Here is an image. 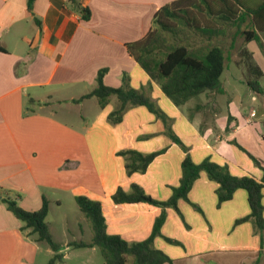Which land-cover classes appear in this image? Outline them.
<instances>
[{"label": "crops", "instance_id": "crops-1", "mask_svg": "<svg viewBox=\"0 0 264 264\" xmlns=\"http://www.w3.org/2000/svg\"><path fill=\"white\" fill-rule=\"evenodd\" d=\"M171 1L32 0L29 8L28 0H0V264H35L42 250L50 258L54 254L46 243L36 240L30 229L21 231V221L2 200L5 196L17 199L18 205L29 211L39 209L45 197L46 219L51 201L61 205L62 194L74 201L78 195L97 200L107 232L131 242L149 236L161 208L145 202L116 204L112 194L118 187L129 191L135 183L153 198L167 200L171 188L179 184L185 152L145 106L129 108L121 122L110 124L107 114L117 105L116 97L111 96L103 108L94 96L73 102L96 87L100 69L106 70L102 82L110 87H119L124 74L133 88L150 85L152 98L170 117L172 130L186 143L192 161L208 158L227 165L233 175L261 179L262 170L232 143L236 141L264 166V53L255 41L243 46L253 66L245 64L248 56L244 53L240 64L233 61L249 77L245 78L243 72V78L232 77L225 82L223 70V93L204 92L193 97V105L188 104L193 98L180 106L173 104L128 53L126 44L145 36L155 12ZM78 6L89 9V19L82 18ZM259 37L264 44V33ZM249 81H255L261 92H255ZM256 96L259 106L248 102ZM93 100L98 109L90 119H85L87 111L71 115L68 110L69 104L84 106ZM56 109L80 126L57 116ZM123 149L164 152L144 173L128 175L123 157L117 154ZM162 165L171 167V178L152 174ZM217 186L201 172L188 198L204 205V200L191 197L193 192H202L209 202L208 211L212 207L226 211L224 222L218 224L213 218L207 223L194 221L197 231L190 235L193 246L182 255L172 256L173 264H252L257 258L264 264V241L260 247L250 221L243 226H249L251 241H242L240 235L220 240V232L248 215L250 208L247 193L241 188L217 206ZM56 193L61 194L57 197ZM262 193L264 205V188ZM184 201H177L181 211ZM165 212L161 235L153 243L160 236L194 229L187 223L185 228L183 215L174 208L167 207ZM63 258L64 253L56 262Z\"/></svg>", "mask_w": 264, "mask_h": 264}, {"label": "trees", "instance_id": "trees-1", "mask_svg": "<svg viewBox=\"0 0 264 264\" xmlns=\"http://www.w3.org/2000/svg\"><path fill=\"white\" fill-rule=\"evenodd\" d=\"M28 2L30 8L32 0ZM78 7L82 18L89 19V9ZM226 25L235 27L234 35L243 36L245 42L255 41L259 47L263 48L259 33H264V0H173L155 12L152 26L145 36L127 43L126 47L128 53L151 80L159 85L173 104L180 106L207 91L223 93L220 77L225 68L226 56L222 47L213 44L212 40L226 33ZM192 31L200 34L205 44L193 45L175 40L179 33L187 35ZM167 36H171L172 41H169ZM105 71V69H100L97 72V85L94 89L79 99H74L73 102L94 96L103 108L111 96L116 97L117 105L107 114V121L110 124L121 122L129 108L138 105L145 106L161 120L165 133L170 139L184 150L181 177L179 184L171 188L172 194L167 200L153 198L135 183L131 184L129 191L118 187L112 194V200L116 204L145 202L161 208V213L155 218L149 236L141 241L129 242L118 234H109L106 230L101 203L83 195L76 196L75 200L80 211L90 223L92 236L90 241L72 240L67 243V246L72 248L97 247L106 264H128L129 256H132L133 264H173L168 255L153 246V240L161 235L160 228L165 220V209L171 207L180 213L177 201L183 199L189 202L188 192L200 172L204 171L210 180L218 184L215 190L217 206L230 200L237 189L241 188L246 191L250 212L235 222L250 221L254 233L259 236L260 247H262L264 241V205L262 202L264 166L260 161L236 141H232L245 151L253 163L262 170L260 180L248 175H233L227 165H220L208 158L199 163L193 162L187 147L173 132L170 117L152 98L151 86L133 88L124 74L119 87H110L102 82ZM254 84H256L255 81H249L253 90L260 93V89ZM162 152L164 149L149 153L135 149H123L117 154L123 157L126 173L131 175L135 172L144 173L151 161ZM2 200L13 215L21 221V231L30 229V233L36 234L37 241L46 243L54 252L47 264L61 261L62 245L53 239L46 223L48 213L46 198L43 197L41 207L33 211L23 209L15 198L5 196ZM165 239L170 242L174 241L168 237ZM259 261L260 259L257 258L252 264H259Z\"/></svg>", "mask_w": 264, "mask_h": 264}, {"label": "rangeland", "instance_id": "rangeland-1", "mask_svg": "<svg viewBox=\"0 0 264 264\" xmlns=\"http://www.w3.org/2000/svg\"><path fill=\"white\" fill-rule=\"evenodd\" d=\"M225 29H226V33L224 35H219L216 38H214L212 40V43L221 46L223 49V52L226 56V63H225L226 68L224 69V72L222 74V80L224 81L225 79V82H229L232 81V77L240 76L241 78H243L242 75L244 71L242 70V68L237 67V65L233 61H236L237 64H240L239 62L244 56L243 53L248 56L247 54L248 52L243 47L245 43L243 36L234 35L235 27L226 25ZM167 38L169 41H172L171 36H167ZM175 40L178 42L182 41V43H190L193 45L205 44L202 36L197 32L195 33L194 31L187 33V35L179 33L178 36L175 37ZM261 43L264 48V44L262 41ZM231 44H233V46H231ZM263 48L260 47V49L264 53ZM245 62H246L245 64H248L249 66H253V62L249 56L245 59ZM244 74H245V78L249 77L246 72H244ZM241 89L242 88H240L239 91L240 93H241ZM245 97L247 98V96ZM194 101L195 99L193 98L188 102V104L193 105ZM246 102L247 101L245 100L244 103ZM248 102H251V104H253L254 106L260 105L257 96L256 98L254 97L253 100L251 99V101ZM67 107L69 112L72 113L71 115L86 113L87 111V116L85 117V119H90L93 112L96 111L95 109H98L96 108L97 107L96 103L94 104V100L92 102H87L84 106H75L74 104H69L67 105ZM55 112L57 113V116H60L63 119L65 118L67 122L74 124L75 126H80L79 123H77L74 119L62 117L61 116L62 114L59 111V109H56ZM185 114H187L186 110H185ZM185 129L186 128L184 127V130ZM154 169L155 172L153 171L152 174L157 178L169 179L173 175L170 166L164 168V165H162L161 167L158 166L157 168ZM201 172L205 173L204 171ZM60 194L61 193H56L55 196L58 197ZM61 196H62L61 205H55L53 201H51L50 212L46 219L49 226L52 229L54 239L58 242H61L62 252L64 253L63 261L56 262L55 264H106L101 252L97 247H95L94 249L65 247V243L67 241L69 242L70 240L79 239V240L90 241L92 236V231L90 228V223L88 222V220H84L85 218L82 212L80 211L76 201H74L67 195L62 194ZM191 197L193 198V200L200 199L201 201L204 200L205 202L204 205L200 204L199 206L197 203H193L191 200H189V202L184 201L182 206V211L179 209L180 215L182 214L185 220V228H187L188 226L187 224L191 225L194 228L190 231L191 234L190 232L188 233L185 229V232H181L180 234L176 233L171 237L160 236L157 238L156 243H153V246L155 248L162 250L170 258L172 256H179L182 255L183 253H186L189 247L193 246L194 239L191 238L190 235H193L192 233H194V231H197V227L193 223L194 221H202L207 223L211 218H213L217 221L218 224H220L223 223L225 220V216H224L226 212L225 210L219 211V209H214L212 207L211 211H208L209 202L207 200V197L203 195L202 192H195V193L193 192L191 194ZM49 198L51 199V196H49ZM244 222H240V223L233 222L227 228H224L220 232V235H218L220 240L224 242L226 239L238 238L240 235L242 241H246V240L251 241L249 226H243L245 225ZM168 226L170 227L171 224H168ZM172 234H174V232ZM165 237H168L174 241L170 242L166 240ZM49 258H50L49 255L45 254V252L42 250V252L39 253V256L35 264H47ZM128 264H133L132 256H129Z\"/></svg>", "mask_w": 264, "mask_h": 264}]
</instances>
